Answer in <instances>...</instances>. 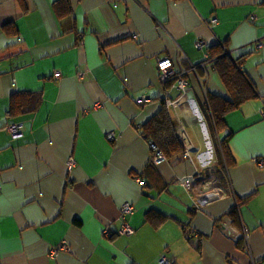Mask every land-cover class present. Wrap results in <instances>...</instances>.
I'll list each match as a JSON object with an SVG mask.
<instances>
[{
	"label": "crops",
	"instance_id": "obj_1",
	"mask_svg": "<svg viewBox=\"0 0 264 264\" xmlns=\"http://www.w3.org/2000/svg\"><path fill=\"white\" fill-rule=\"evenodd\" d=\"M215 56L255 95L218 126ZM27 94L39 107L14 111ZM163 104L184 152L150 166L141 127ZM263 109L264 0H0V264H264Z\"/></svg>",
	"mask_w": 264,
	"mask_h": 264
},
{
	"label": "trees",
	"instance_id": "obj_2",
	"mask_svg": "<svg viewBox=\"0 0 264 264\" xmlns=\"http://www.w3.org/2000/svg\"><path fill=\"white\" fill-rule=\"evenodd\" d=\"M54 12L59 13L61 16H65L68 13L69 6L66 1H56L53 4ZM218 54L221 53L220 49L215 51ZM214 66L229 92V99H224L218 96H211L208 98V109L213 117V121L217 126L223 121V117L228 113L237 110L241 104L253 98L254 92L251 90L249 83L241 73V58L235 60V63L227 56H215ZM33 102L32 105H30ZM41 102V96L39 94H27L14 97L13 109L20 113H32L36 110ZM30 106V108H28ZM207 106V105H206ZM216 126V127H217ZM142 135L147 140H152L159 151L163 154L165 159H173L179 157L184 148L181 142L174 135V128L171 125V121L167 112V108L164 106L150 118L142 127ZM228 137V136H227ZM222 150L224 151V143L222 144ZM152 165L153 162L151 160ZM235 209L229 212L230 215L235 214Z\"/></svg>",
	"mask_w": 264,
	"mask_h": 264
},
{
	"label": "built area",
	"instance_id": "obj_3",
	"mask_svg": "<svg viewBox=\"0 0 264 264\" xmlns=\"http://www.w3.org/2000/svg\"><path fill=\"white\" fill-rule=\"evenodd\" d=\"M258 46L259 47L262 46V43L260 42ZM156 69H157V72H158L159 80H160V82L162 84H167L170 81H174V82H176V86L178 87V89L184 91L185 82L183 81V76L188 71H186L183 68H180L179 70L175 69L172 61L169 58H167V57L157 60ZM195 69H196L195 66H190V71L191 72L195 71ZM59 74L60 73H55L54 76L56 78H58ZM143 100H145V99H142L141 101H143ZM93 107L94 108H99V107H101V103H95L93 105ZM261 116L264 117V109L261 111ZM20 128L21 127L18 124H11L8 127V131H9V133L11 134V136L14 139L22 137V133H21ZM106 139L111 141V140L114 139V135L112 133H109L106 136ZM148 146H149V149L153 153L151 160H152L154 165L160 163L161 161H163L165 159L163 154L159 151V149L157 148V146L155 145V143L152 140L148 141ZM70 162L72 163V160ZM263 162L264 161L261 160V161H259V164L263 165ZM198 178H200V176L199 175H195V176H193L191 178L179 179L178 182L185 189L190 190L191 187H192V183ZM210 181H211V185L217 186V181H216L215 177L214 178L212 177V180H210ZM211 194L212 195H210V194L208 195L207 194L208 196L199 197L200 206L204 205L208 200H211V199H214V198H217V197L221 196L219 194V192H215V193H211ZM133 210H134L133 209V205H131L129 203L123 204L122 207L120 208V211H119L121 218L124 219L126 216L131 215ZM118 233L120 235L130 236V235H132L134 233V229L129 225L128 222H123ZM242 234H243L244 238H246V235H247L246 231H243ZM159 264H174V263H172V261L169 258H167L166 256H162L160 258V260H159Z\"/></svg>",
	"mask_w": 264,
	"mask_h": 264
}]
</instances>
